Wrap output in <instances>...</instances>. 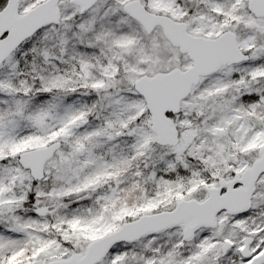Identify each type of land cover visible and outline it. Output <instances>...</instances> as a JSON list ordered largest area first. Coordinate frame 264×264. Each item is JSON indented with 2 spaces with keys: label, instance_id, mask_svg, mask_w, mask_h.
<instances>
[{
  "label": "snow or ice",
  "instance_id": "obj_1",
  "mask_svg": "<svg viewBox=\"0 0 264 264\" xmlns=\"http://www.w3.org/2000/svg\"><path fill=\"white\" fill-rule=\"evenodd\" d=\"M0 264H264V0H0Z\"/></svg>",
  "mask_w": 264,
  "mask_h": 264
}]
</instances>
